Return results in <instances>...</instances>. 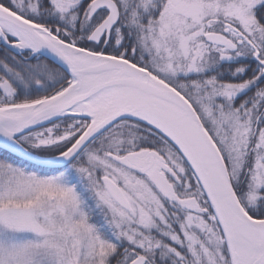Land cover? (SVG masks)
Wrapping results in <instances>:
<instances>
[{
	"label": "snow or ice",
	"instance_id": "snow-or-ice-1",
	"mask_svg": "<svg viewBox=\"0 0 264 264\" xmlns=\"http://www.w3.org/2000/svg\"><path fill=\"white\" fill-rule=\"evenodd\" d=\"M0 264H264V0H0Z\"/></svg>",
	"mask_w": 264,
	"mask_h": 264
}]
</instances>
